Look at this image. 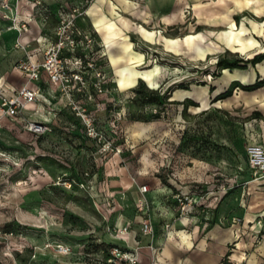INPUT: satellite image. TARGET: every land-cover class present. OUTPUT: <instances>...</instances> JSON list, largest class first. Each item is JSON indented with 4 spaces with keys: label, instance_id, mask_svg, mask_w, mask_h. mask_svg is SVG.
<instances>
[{
    "label": "rangeland",
    "instance_id": "rangeland-1",
    "mask_svg": "<svg viewBox=\"0 0 264 264\" xmlns=\"http://www.w3.org/2000/svg\"><path fill=\"white\" fill-rule=\"evenodd\" d=\"M80 3L0 0V103L25 81L17 68L25 57L21 36L57 26L58 9ZM251 20L236 25H245L247 36L245 27L230 36V26L198 25L190 11L184 25L161 33L156 26L154 44L132 38L147 53L139 70L156 66L155 87H147L180 104L148 102L155 96L145 88L142 95L119 90L96 37L107 95L81 104L100 139L88 136L68 107L45 103L47 89L23 120L3 119L0 264H127L109 260L115 248L134 254L136 264L148 249L145 264H156L175 229L216 230L212 239L225 247L219 264H264V85L253 91L234 85L258 82L264 61L220 66L222 60L243 66L264 54V26ZM23 24L28 31L20 30ZM195 33L203 35L196 42L183 36ZM231 87V96L218 99ZM254 111L262 116L253 118ZM28 122L51 129L37 135ZM178 195L188 200L181 204ZM145 221L153 228L149 236Z\"/></svg>",
    "mask_w": 264,
    "mask_h": 264
},
{
    "label": "crops",
    "instance_id": "crops-1",
    "mask_svg": "<svg viewBox=\"0 0 264 264\" xmlns=\"http://www.w3.org/2000/svg\"><path fill=\"white\" fill-rule=\"evenodd\" d=\"M190 11L198 25L230 26L229 34L232 32L235 35L234 31L239 32L242 27H245L247 31L242 36H247L248 28L245 25H242L240 29L236 27L237 23L240 24V20L246 18L252 22L254 21L251 18H258L260 25L264 26V0H95L86 15L78 21L86 31L93 33L104 44L105 55L113 69L115 80L117 76L116 86L124 91L125 87L129 90L136 87L140 80L152 88L156 83L154 78L151 84L146 78L148 71L155 73L156 66L148 71L139 70L146 62L147 53L135 49V40L132 38L154 44L156 36H160L156 33V26L160 28L158 32L161 33V30L184 25ZM253 24L256 28V23ZM55 27L54 24L48 29H42L39 36H30V31L21 36V41L28 45L27 50L34 59L42 60L43 51ZM226 32L218 35L221 40ZM177 36L178 33L174 37ZM183 36H196L194 40L196 42L203 35L195 33ZM164 38L166 37H163V40ZM183 44H187L186 39ZM203 49L207 51L206 48ZM20 75L22 76L21 72ZM43 79L39 82L41 92L47 89L49 95L48 98L45 97V103L53 107L59 105L57 108H65L64 101L59 96L58 87L51 85L45 77ZM256 79H264V75ZM106 95L99 98H104ZM41 96H43L42 93ZM34 104L36 103L29 107ZM212 233L217 231L213 230L210 233L207 231L204 235H200L198 230L192 233L182 229L171 231L170 244L165 248L163 257L162 255L156 257V264H219L225 254L224 241L213 240ZM148 255H151L150 250H143L139 264L148 263Z\"/></svg>",
    "mask_w": 264,
    "mask_h": 264
},
{
    "label": "built area",
    "instance_id": "built-area-1",
    "mask_svg": "<svg viewBox=\"0 0 264 264\" xmlns=\"http://www.w3.org/2000/svg\"><path fill=\"white\" fill-rule=\"evenodd\" d=\"M95 0H81L79 6L67 8L61 6L58 9V25L56 26L48 45L43 51L42 60L33 58L28 52V45L21 44L25 51V57L17 62V68L25 78V83L10 95L2 96L0 103V123L3 119H24L28 107L38 102L41 97L39 82L46 80L58 87L65 107L83 121L86 134L92 138H101L100 134L92 125L88 110L81 104L94 103L97 99L107 93V78L103 67V56L100 54L101 45L93 33L86 31L80 24L79 19L86 15ZM20 30L28 31L26 24ZM37 85H33L36 84ZM28 129L37 135L50 131L45 123L28 122ZM260 153V152H259ZM144 193L148 186L140 188ZM178 201L183 204L188 198L177 196ZM190 201V200H189ZM190 201L187 203L191 205ZM186 204V205H187ZM142 232L149 236L153 228L149 221L142 224ZM61 250H66L63 246ZM110 261L120 259L127 264H136L137 257L117 248L111 252Z\"/></svg>",
    "mask_w": 264,
    "mask_h": 264
},
{
    "label": "trees",
    "instance_id": "trees-1",
    "mask_svg": "<svg viewBox=\"0 0 264 264\" xmlns=\"http://www.w3.org/2000/svg\"><path fill=\"white\" fill-rule=\"evenodd\" d=\"M262 61H264V54H259V55H256L254 58L245 61L243 66H240V62L229 61V60H222L220 62V66L222 67L223 70L224 69H233V68H245L248 63H252L253 65H256L257 63H260ZM234 83H235L234 85H236V87H238V88L240 87L241 89L246 90V91H253V90H256V89H258L264 85V79L259 80L258 82L251 84V85H243V84H240L239 82H234ZM144 88L148 90L147 93L154 94L153 96H155V98H151L148 102L154 103L155 105L163 104L165 102L180 104V102H178L176 100H173V101L169 100L172 98V94H169L168 97L164 96V94H161L160 91L157 92L158 90H154V89L152 90L151 88H148L146 83L143 82L142 80H140L139 84L136 87H134L130 90H132V92L135 94L142 95L143 94L142 91H144L143 90ZM233 89H234V87L229 88L225 93H223L221 96H219L218 99H222V98H226L228 96H231ZM252 115H253V118H260L262 116L261 112H259V111H254L252 113Z\"/></svg>",
    "mask_w": 264,
    "mask_h": 264
},
{
    "label": "bare ground",
    "instance_id": "bare-ground-1",
    "mask_svg": "<svg viewBox=\"0 0 264 264\" xmlns=\"http://www.w3.org/2000/svg\"><path fill=\"white\" fill-rule=\"evenodd\" d=\"M230 36H234V34L232 33V32H230ZM126 46V45H125ZM128 49V48H127ZM128 69H129V67H128ZM119 76H120V74H119ZM146 78L148 79V81H149V83L151 84L152 83V79H153V76H152V71H148L147 73H146ZM125 85H126V83H125ZM124 86V85H123ZM125 87V86H124ZM126 88H128V87H125L124 89H126Z\"/></svg>",
    "mask_w": 264,
    "mask_h": 264
}]
</instances>
